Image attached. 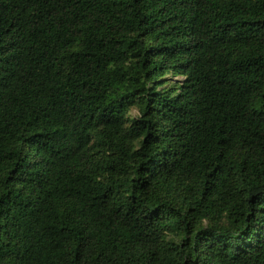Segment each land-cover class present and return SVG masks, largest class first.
Wrapping results in <instances>:
<instances>
[{"label": "trees", "instance_id": "obj_1", "mask_svg": "<svg viewBox=\"0 0 264 264\" xmlns=\"http://www.w3.org/2000/svg\"><path fill=\"white\" fill-rule=\"evenodd\" d=\"M0 264H264V0H0Z\"/></svg>", "mask_w": 264, "mask_h": 264}, {"label": "rangeland", "instance_id": "obj_2", "mask_svg": "<svg viewBox=\"0 0 264 264\" xmlns=\"http://www.w3.org/2000/svg\"><path fill=\"white\" fill-rule=\"evenodd\" d=\"M133 113V112H132Z\"/></svg>", "mask_w": 264, "mask_h": 264}]
</instances>
